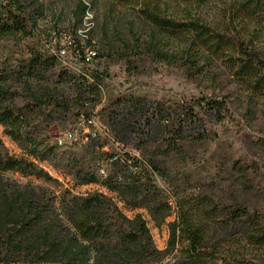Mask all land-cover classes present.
<instances>
[{"label": "trees", "instance_id": "trees-1", "mask_svg": "<svg viewBox=\"0 0 264 264\" xmlns=\"http://www.w3.org/2000/svg\"><path fill=\"white\" fill-rule=\"evenodd\" d=\"M112 1L131 7L142 18L147 27L144 43L159 58L169 61L174 55L189 76L206 75L218 61L224 62L248 92L264 96V44L256 42L259 33L243 23L241 28L234 23L232 29L219 30L197 18L164 13L170 1L201 7L214 0ZM67 2L75 50L84 53L77 35L82 30L88 35L87 45L100 55L93 24L87 23L94 3ZM232 6L238 20L264 30V0H233ZM47 11L43 0L0 4V127L21 151L10 153L0 138V264H162L179 246L181 264H264V216L245 206L220 209L212 204L207 214L198 209L180 213L179 220L169 225L168 247L159 251L147 220L140 214L128 218L103 192L76 195L67 190L61 198L65 222L53 207L52 193L7 176L14 173L60 184L43 166L51 165L75 186L99 185L116 194L126 210H146L160 229L175 210L170 195L156 183L159 176L170 177L160 156L181 155L184 143L202 142L209 136L206 120L190 103L117 100L102 106L100 75L91 83L84 74H72L55 53L22 45L37 36ZM172 39H177L178 57L170 48ZM118 42L128 40L121 36ZM203 103L198 106L206 116L221 118L224 101L204 98ZM97 118L105 122L103 133L90 124ZM80 121L93 128L86 143L61 146L52 141L54 125ZM160 146L164 150L159 151ZM132 147L140 154L135 155ZM218 229L226 235L218 234ZM252 248L258 249L261 260L248 258Z\"/></svg>", "mask_w": 264, "mask_h": 264}, {"label": "rangeland", "instance_id": "rangeland-1", "mask_svg": "<svg viewBox=\"0 0 264 264\" xmlns=\"http://www.w3.org/2000/svg\"><path fill=\"white\" fill-rule=\"evenodd\" d=\"M43 1L48 11L45 18L40 20L38 34L22 45L51 55L57 52L56 43L61 41L60 38L64 37V42L65 38L74 36L69 20L70 4L68 0ZM90 1L94 3V7L87 18L90 19L88 24H93L97 50L99 48L101 53L91 64H84L72 55L66 61L76 77L84 74L89 82L94 83L95 76L100 75L102 106H109L117 100L174 106L190 103L199 117L206 120L209 136L205 141L184 143L181 155L174 153L170 158L160 156L170 177L159 176L156 183L170 195L174 214L167 219L166 224L157 229L146 210L128 211L119 203L116 194H110L99 185L75 186L69 177L62 176L48 164L43 166L51 176L59 179L60 184L39 178H24L14 173H8L7 176L22 185L42 187L52 193L53 207L59 219L65 222L61 198L67 190L76 195L103 192L114 198L128 218L140 214L147 220L159 251L168 247L171 238L169 225L178 221L180 213L184 211L198 209L200 213L207 214L212 204H219L220 209L239 204L248 208L251 213L256 211L264 216V96L248 92L231 76L224 62L218 61L217 66L206 75L192 73L189 76L174 55L171 60L166 61L146 46L144 40L147 39V34L144 32L147 31L144 29L147 27L142 25V18H138L137 12L131 7L121 6L112 0ZM2 3L3 0H0V4ZM232 4L233 0H214L201 7H194L170 1L164 7V13L178 19L197 18L219 30L232 29L234 23L236 28H241L244 24L251 32L259 33L256 42L264 44V30H254L257 25L246 24L233 16ZM107 36L116 40V45L107 43ZM121 36L128 43L119 45L118 37ZM140 44L142 47L139 49ZM170 48L178 57L177 39L171 40ZM204 98L224 101L220 119L215 115L206 116L205 110L198 106H204ZM71 128L78 129L79 136L93 131L83 121L72 125L57 124L51 128L52 141H56ZM94 128L100 133L107 130L105 122L100 118H97ZM0 138L10 153H21L19 147L4 135L1 127ZM132 143V146L137 145V142ZM132 148L135 155L140 154L135 147ZM158 150H164V147L160 146ZM218 234L226 235L224 230H219ZM250 250L252 252L249 253L252 254L248 255L249 259L254 262L261 260L258 259L261 254L257 248ZM182 259L183 252L179 246L162 264H181Z\"/></svg>", "mask_w": 264, "mask_h": 264}, {"label": "built area", "instance_id": "built-area-1", "mask_svg": "<svg viewBox=\"0 0 264 264\" xmlns=\"http://www.w3.org/2000/svg\"><path fill=\"white\" fill-rule=\"evenodd\" d=\"M90 19H87V23ZM77 35H79V38L83 45V51L82 54L81 51L75 50L74 46V38L71 36V38H65L66 41L62 42L63 38H60L61 41H58L56 43L57 48L55 51H57L55 54L60 58V60L63 62L64 65L70 66L69 62L66 60L73 56L76 60L82 61L84 64H91L93 63L94 59L97 57V51L94 49V47H90L87 45L86 40L88 39V35H82V30L77 31ZM55 36V34H54ZM66 37V36H65ZM96 119L91 121L90 124L95 125ZM85 124V123H84ZM88 127V125H87ZM89 128V127H88ZM87 135L85 136H79V130L73 129L70 131L65 132L61 137H58L57 143L59 145H65L66 144H72V143H86L87 142Z\"/></svg>", "mask_w": 264, "mask_h": 264}]
</instances>
